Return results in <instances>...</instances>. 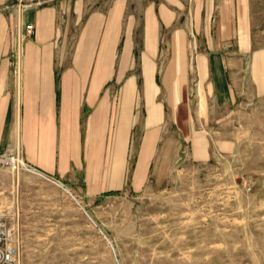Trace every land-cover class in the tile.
I'll use <instances>...</instances> for the list:
<instances>
[{
  "label": "crops",
  "instance_id": "crops-1",
  "mask_svg": "<svg viewBox=\"0 0 264 264\" xmlns=\"http://www.w3.org/2000/svg\"><path fill=\"white\" fill-rule=\"evenodd\" d=\"M16 1L24 0H0V149L20 146L41 172L65 182L79 177L91 193L122 185L139 97L143 131L132 187L142 185L150 168L161 173L183 140L193 149L197 139L207 156L211 128L199 139L190 127L185 87L191 61L202 86L198 112L203 106L207 118L264 101V0H47L23 11L34 30L24 41L17 82L9 55L13 18L4 8ZM72 23L78 24L75 52L63 63L56 47ZM199 38L204 48H197ZM163 49L169 57L161 84L180 138L162 127L155 72ZM134 54L140 55L142 96L131 72ZM113 78L116 94L105 90Z\"/></svg>",
  "mask_w": 264,
  "mask_h": 264
},
{
  "label": "rangeland",
  "instance_id": "rangeland-1",
  "mask_svg": "<svg viewBox=\"0 0 264 264\" xmlns=\"http://www.w3.org/2000/svg\"><path fill=\"white\" fill-rule=\"evenodd\" d=\"M42 3L24 0L5 5L13 18L9 55L17 29L32 22L23 11ZM15 5H20V13L16 12L20 24ZM60 22L63 25L64 20ZM77 26L72 23L56 47V57L60 55L63 63L74 56ZM32 33L22 42L21 61L24 41ZM166 51L156 57L157 99L164 105L162 127L180 138L161 84ZM139 56L133 55L131 72L136 94L142 96ZM191 62L185 87L190 127L199 139L211 128L204 158L200 141L195 139L192 149L183 140L161 173L153 174L150 168L142 185L132 187L129 179L143 131L141 97L134 106L136 118L118 188L91 193L79 177L68 182L54 178L29 164L20 146H7L12 156H0V254L8 255L2 264H264V101L220 119L207 118L203 106L198 112L202 86L198 66ZM15 77L13 72L16 81ZM118 85L113 78L105 90L116 94Z\"/></svg>",
  "mask_w": 264,
  "mask_h": 264
},
{
  "label": "built area",
  "instance_id": "built-area-1",
  "mask_svg": "<svg viewBox=\"0 0 264 264\" xmlns=\"http://www.w3.org/2000/svg\"><path fill=\"white\" fill-rule=\"evenodd\" d=\"M35 1V3L39 4L41 2H45L47 0H33ZM20 27V26H19ZM33 31V23L30 21H26L24 23H22L21 29L18 28L15 36L13 38V46H12V50H11V64L13 67V72L14 75H16L15 73L17 72L16 69L18 67H20V72H21V58H22V42L24 40V38L26 36H29ZM16 78V77H15ZM12 156V152H10V149L7 147L5 149H3L2 151H0V156ZM63 186H65L62 183ZM65 188L68 190V192L75 198V194L72 193V191H70L69 187L65 186ZM77 199V198H75ZM3 233L2 228L0 227V239H1V235ZM6 258H8V255L5 254H0V264H2V261L6 260Z\"/></svg>",
  "mask_w": 264,
  "mask_h": 264
},
{
  "label": "bare ground",
  "instance_id": "bare-ground-1",
  "mask_svg": "<svg viewBox=\"0 0 264 264\" xmlns=\"http://www.w3.org/2000/svg\"><path fill=\"white\" fill-rule=\"evenodd\" d=\"M19 7H20V5H18V6L16 7V9L19 8ZM15 18L17 19L18 24H20V16L16 14V17H15ZM16 23H17V22H16ZM16 23H15V24H16ZM15 26H16V25H15Z\"/></svg>",
  "mask_w": 264,
  "mask_h": 264
}]
</instances>
